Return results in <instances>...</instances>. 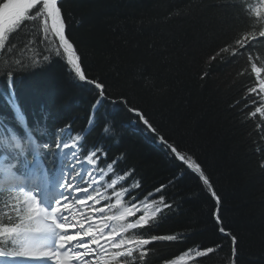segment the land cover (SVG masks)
Segmentation results:
<instances>
[{"label":"trees","instance_id":"trees-1","mask_svg":"<svg viewBox=\"0 0 264 264\" xmlns=\"http://www.w3.org/2000/svg\"><path fill=\"white\" fill-rule=\"evenodd\" d=\"M3 2V0H0ZM258 0H61L64 35L85 75L106 85L114 100L125 97L161 133L202 164L220 197L217 205L199 174L171 161L127 107L105 100L94 107L98 90L75 75L51 28L50 18L23 22L8 33L0 50V153L14 163L18 174L32 162L4 147L5 139L31 134L47 175L57 164L55 146L62 138L80 139L78 152L100 153L105 173L100 187L115 215L139 208L125 220H114L125 241L173 235V241H151L128 264H264V107L253 64L264 70V19L254 13ZM261 16L264 14L261 13ZM256 35L245 49L235 42ZM229 51L221 53V48ZM235 51V55H233ZM49 60L44 61L43 57ZM216 56V59L212 57ZM14 75L9 91L7 75ZM255 88L256 92L249 89ZM19 109L24 120L15 117ZM255 112V115L252 113ZM107 152V157L100 151ZM119 161V163H112ZM161 184L163 193H149ZM116 192L124 194L116 203ZM165 196V207L160 203ZM151 204L145 213L141 207ZM219 208L220 222L214 213ZM159 209V211H156ZM147 215L145 225L123 230ZM33 219H29V216ZM20 225L35 231V219L19 194L0 191V227ZM221 228L224 229L222 234ZM236 237L233 255L232 237ZM213 251L198 255L204 249ZM0 250L19 251L0 233ZM117 249L109 250L108 257ZM115 259L112 261L115 264ZM2 264V261H0Z\"/></svg>","mask_w":264,"mask_h":264},{"label":"snow or ice","instance_id":"snow-or-ice-1","mask_svg":"<svg viewBox=\"0 0 264 264\" xmlns=\"http://www.w3.org/2000/svg\"><path fill=\"white\" fill-rule=\"evenodd\" d=\"M34 9L36 10V16L44 17L45 22L51 18L52 28L54 29L55 35L59 38L60 44L64 51L69 53L67 58L68 63L75 65V75L79 78V81L93 85L94 88L98 90V99L94 107H98L105 100H111L112 103L124 104L127 107V112L132 114L137 123H140L144 126L146 133L150 134L155 143L161 146L166 156L171 161L179 165L177 168L178 175L173 177V180L182 178L185 170L193 174H199V179L202 180L203 184L208 187L212 198L216 201L217 205H219L220 197L212 187L209 178L205 174L202 164L190 151L182 149L178 144L171 141L166 135L161 133L160 130L147 118V116L140 109L132 107L125 97L121 96L119 100L111 99L106 93V85L104 83L98 80L90 79L85 75L82 65L76 62L77 58L72 52V44H70L68 39L65 38L64 25L60 23L58 26V22L61 20V10L58 7V0H3V2H0V50H6V40L9 41V44L11 43V39L7 35L8 33H16L21 28L23 22L35 18L31 15L32 10ZM261 12H264V0H259L258 6L254 9L255 15L261 19H264V16H261ZM259 37L264 38V30L259 32ZM256 39L257 36L254 34H245L237 39L235 44L238 48L245 49L248 47L251 40ZM227 51H229V46L221 48L220 52L217 53V56ZM235 54V51H233V55ZM43 59L44 61H48L49 57L44 56ZM212 59H216V56L212 57ZM252 71L255 72L257 76H260L261 72L264 70L256 67V65L253 64ZM7 86L9 91L14 90L15 80L14 75L11 72H9L7 75ZM249 91L256 92L257 90L252 88L249 89ZM260 91L264 92V81L260 82ZM256 112L264 114V107H258ZM252 115H255V112H253ZM15 117L21 123L24 120V116L18 108L16 109ZM29 139H31V134H29ZM12 142L14 143L15 147H20V141L15 137L12 138ZM71 147H80V145L74 144L71 145ZM56 148L58 150H67L70 148V144L61 141L56 144ZM36 150H38L37 146H33V151ZM100 151L104 153L105 157H107V152L105 150L100 149ZM99 155L100 153L95 150L94 146V150L88 155V162L95 164L99 158ZM63 156H71V160L73 162H75L77 158L76 153L68 151H63ZM112 163H119V161L111 162L109 164L110 167L112 166ZM259 166L261 169H264V162H262ZM81 167H83V165H81ZM73 171L74 169H67V178L57 177L55 183L52 185L51 191L44 193L35 191L32 194L25 196L24 202L31 212L37 213V216L39 217V213L43 211L42 220L46 225L45 228L36 234L27 235L26 233L19 231L20 225H13L11 227H0V233L6 234L14 244L19 242V246L21 248L25 247V245H28L31 249L43 254V257H46V259H43L42 264H47V260L49 259L55 260L57 264H68V260L74 259H78L79 264H89L87 257H99L101 255L100 249H104L105 252L108 251V249L105 248V245H109L111 248L117 249V251L111 254L113 258H119L121 256L131 257L133 251L137 250H140L141 257L143 258L145 253L142 251V249L151 241H173L177 239V237L173 235H153L151 237V241L148 239L125 241L123 238L120 240L116 239V236L119 235V232L115 228H113L111 232L105 233L104 227H111V225L107 224V221L125 220L127 216L132 215L137 211L135 206L129 207L119 216H103L102 220L104 222V227H101L99 231L94 230L92 223H89L85 229L84 220L90 219V217H81V219L77 221V224L79 225L78 228L76 225H70L68 217L64 215L63 209L66 207L69 201H72L73 205L75 203L84 204L85 202L80 196H76L75 200H73V193L81 190L79 180L84 179L83 175H81L79 180L73 183L70 179ZM166 187L167 185L161 184L160 186L156 187L153 192L149 193V196H153L155 193H163ZM123 194V192L115 193L117 204L120 203L119 198ZM42 196L49 197V202H45V200L42 199ZM87 199L95 198L87 197ZM159 200L161 204L165 205V207H170V205L165 203L164 195H160ZM38 204H42L43 209L39 208L37 206ZM112 207H115V205H112ZM150 207L151 204L145 205V212L147 211V208ZM103 211V208H101L100 212L102 213ZM156 211H159V209ZM214 215L217 222L219 223V208L216 209ZM29 219L31 220L33 217L30 215ZM147 220L148 216L142 214L139 216V219L135 221V223L121 225V228L123 230H127L136 228L138 226H143L146 224ZM69 227L73 228L74 230L70 232L68 230ZM220 230L222 232L224 231L223 228ZM102 238L104 239L103 244L100 243ZM73 242H75L76 249H82L83 251L73 252L70 247L66 248V246L71 245ZM236 243V237L233 236V255H235ZM90 244L95 245L96 248L90 247ZM45 249H47L46 252ZM61 250L65 251L62 252ZM212 251V248H207L199 252L198 255H203ZM18 256H31V253L25 251L6 252L0 250V257ZM31 258L37 259L40 257L31 256ZM115 264H128V262H121L119 259H115Z\"/></svg>","mask_w":264,"mask_h":264},{"label":"bare ground","instance_id":"bare-ground-1","mask_svg":"<svg viewBox=\"0 0 264 264\" xmlns=\"http://www.w3.org/2000/svg\"><path fill=\"white\" fill-rule=\"evenodd\" d=\"M63 151H66V150H63ZM6 175V174H5ZM35 192V191H34ZM41 193H43L42 191H39ZM43 197V196H42ZM36 234V233H35ZM66 248H68V246H66ZM23 250L25 252H28V253H31V256H36V257H40V258H37V259H32L31 256L30 259L31 261L33 262L32 264H42L43 262V259H46V257H43V254H41L40 252L36 251V250H33L31 249L28 245H25V247H23ZM47 251V249H45V252ZM73 252H76V250H72ZM72 260H69L68 262H70ZM47 264H57V262H55V260H47Z\"/></svg>","mask_w":264,"mask_h":264},{"label":"rangeland","instance_id":"rangeland-1","mask_svg":"<svg viewBox=\"0 0 264 264\" xmlns=\"http://www.w3.org/2000/svg\"><path fill=\"white\" fill-rule=\"evenodd\" d=\"M258 1H259V0H258ZM258 4H259V3H258ZM258 4L255 6V8L258 6ZM261 13H264V12H261ZM256 76H257V74H256ZM257 81H258V90H259L260 94L262 95V97L264 98V92L260 91V82H261V81H264V80L257 79ZM29 146H30V145H29ZM30 147H31L30 152H31V153H34L35 151H33V147H32V146H30ZM70 147H71V145H70ZM56 151H57L58 153H63V150H58L57 148H56ZM66 151L71 152V151H70V148H69V150L67 149ZM21 259H23V261H31V259H30L29 256H23V258H21ZM14 262H16V261H14ZM19 262H20V261H19Z\"/></svg>","mask_w":264,"mask_h":264},{"label":"water","instance_id":"water-1","mask_svg":"<svg viewBox=\"0 0 264 264\" xmlns=\"http://www.w3.org/2000/svg\"><path fill=\"white\" fill-rule=\"evenodd\" d=\"M59 1L60 0H58V3H59ZM52 22V21H51ZM54 30V29H53ZM58 42H59V45L61 46V44H60V41H59V38H58ZM62 47V46H61ZM63 48V47H62ZM222 234H224L223 232H222Z\"/></svg>","mask_w":264,"mask_h":264}]
</instances>
